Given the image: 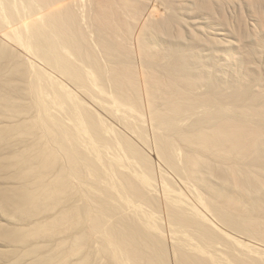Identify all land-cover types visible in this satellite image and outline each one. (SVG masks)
<instances>
[{
	"label": "bare ground",
	"instance_id": "6f19581e",
	"mask_svg": "<svg viewBox=\"0 0 264 264\" xmlns=\"http://www.w3.org/2000/svg\"><path fill=\"white\" fill-rule=\"evenodd\" d=\"M0 264H264V0H0Z\"/></svg>",
	"mask_w": 264,
	"mask_h": 264
}]
</instances>
